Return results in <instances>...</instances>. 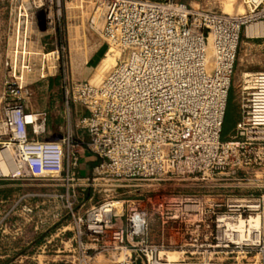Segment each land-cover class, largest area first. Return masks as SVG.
<instances>
[{
	"label": "built area",
	"instance_id": "built-area-1",
	"mask_svg": "<svg viewBox=\"0 0 264 264\" xmlns=\"http://www.w3.org/2000/svg\"><path fill=\"white\" fill-rule=\"evenodd\" d=\"M18 1L14 48L7 63L13 78L3 83L9 102L0 118V145L14 147L11 178L64 183L70 190L55 195L67 201L75 186L102 181L108 186L106 197L87 211L85 232L98 240L108 231L112 245L129 252L125 263L131 264L140 252L144 264H264V193L216 198L202 192L136 189L139 196L119 197L124 187L143 186L138 182L202 181L264 168V71L243 73L235 84L242 31L264 24V0H242L244 12L235 14L180 0H96L94 12L101 11L97 20L92 15L93 29L107 43V54L117 50L118 58L123 57L100 83L64 78L66 102L82 105L86 113L68 115L69 131L58 139L41 136L47 112H26L22 102L29 94L22 74L35 66L23 26L40 8L48 11L52 1ZM234 85L241 115L223 140ZM76 130L87 133L84 142ZM82 147L98 159L91 176L83 178L76 171ZM150 216L170 223L177 233L183 228L186 236L174 245L195 249L189 253H200L199 259L160 256L169 251L148 241ZM255 216L259 228L250 227ZM218 249L244 255L211 262L206 253Z\"/></svg>",
	"mask_w": 264,
	"mask_h": 264
},
{
	"label": "rangeland",
	"instance_id": "rangeland-1",
	"mask_svg": "<svg viewBox=\"0 0 264 264\" xmlns=\"http://www.w3.org/2000/svg\"><path fill=\"white\" fill-rule=\"evenodd\" d=\"M51 8L47 10L39 9L38 13L31 20V23H24L23 27H26L27 34H29V44L27 43V51L30 52L28 56H31V61L35 64L32 72H25L22 74L23 83L29 81L30 76L38 74L44 75L45 78L51 77L54 74L53 66H56V73L52 76L58 83L63 82L65 77H72L74 79L79 78L76 72L72 74L70 70L71 59L75 60L87 58L95 49L99 52L104 51L105 54L95 55L93 59L95 61V72L93 76L88 78L94 83H100L106 74L112 69L118 59H121V55L118 58L117 50L107 54L108 45L104 39L98 36L93 29L91 23L92 15L97 7L96 0H51ZM182 1V0H180ZM186 3H192L194 6H203L206 8H212L222 10L229 14L243 13L244 5L242 0H201L195 2L194 0H183ZM101 9H99L94 15L95 20L99 16ZM80 22L83 28L89 29L91 33H95L93 37L80 40L78 36L71 37L70 40L60 48H54L52 51L58 49L57 53L47 54L46 56H38L36 54V46L39 42L34 38L36 35H40L41 29L55 27L58 24H62L65 28L68 22ZM61 25V26H62ZM253 25V24H252ZM12 26V23H10ZM5 29V27H3ZM247 28H244L241 34V42L238 50V56L236 61V77L235 84L241 78L244 72H256L264 71V36L256 38H245ZM9 31V29H7ZM259 35V34H256ZM255 35V36H256ZM261 35V34H260ZM254 36V35H253ZM15 39V36H14ZM36 41V42H35ZM15 42V40H13ZM12 42V43H13ZM14 45V44H13ZM9 47V41L5 38L0 41V53L7 50ZM92 51H91V50ZM76 55V57H75ZM110 57L108 66L100 68L102 60ZM42 58L49 63L52 69L45 70L42 73H35V68L38 61ZM11 56L4 54L0 55V118L9 102V98L3 95V83L8 78L12 77L8 62H10ZM47 71V72H46ZM240 99L238 96V89L234 86L229 91V98L227 104V110L225 115V121L221 132V138L226 140L235 128L236 122L240 119ZM5 149L0 145V150ZM14 147L10 148L7 156L4 157L3 165L8 166V170L0 173V178H11V170H14V164L11 156L13 155ZM5 162V163H4ZM10 170V171H9ZM91 176V175H89ZM238 178V179H235ZM46 181V180H45ZM54 182V181H53ZM52 181L49 183L48 188L52 189L50 196L45 199L37 200L36 206L32 212L31 221H34L35 226V240L34 244L28 251L19 250L14 251L11 254L8 250H3V254L6 255V260L2 264H123L128 260L130 254L126 250L117 249L112 245L110 241L109 232L106 231L98 236V240L93 239L91 235L85 232V216L91 206L99 204L106 197L108 188L102 181H96L92 185H79L75 186V195L73 196L70 191L69 200L66 197H60L57 195L64 194L63 186L54 184ZM57 182V181H56ZM58 183V182H57ZM143 186L136 187H122L123 194L119 197L126 196H139L142 190L143 193L147 192H162V193H206L220 198V194H253L258 195L264 193V168L259 170H242L238 173H232L227 175H215L209 180H171L167 182H138ZM147 183H156L158 186H149ZM54 184V185H53ZM38 187H36L37 189ZM132 190L131 192H128ZM54 193V194H53ZM53 194V195H52ZM57 194V195H55ZM68 202L71 203V208L68 207ZM11 201L0 203V210L3 213L10 210ZM73 213V214H72ZM80 218L82 221H78ZM6 218L4 217V220ZM4 222V221H3ZM6 222V221H5ZM4 222V223H5ZM183 229V228H182ZM182 229L178 233L171 229V224H163L162 220L157 216L149 217V229H148V241L156 244H164V248L161 251H169V253L161 252L159 255L165 257L166 255H172L171 259H183L187 262H194L198 260L201 255L196 253L190 255L189 252L196 251L195 249H182L177 245H174L179 240H182V236H186ZM261 245L264 243V237L260 239ZM260 246L258 247V249ZM176 251V252H175ZM186 251V253H182ZM203 250H197L200 252ZM237 251V250H236ZM230 252L226 250H208L207 257L211 258V262H229L236 258H241L244 254L238 252ZM212 252V253H211ZM27 255L29 256L27 258ZM174 255V256H173ZM13 256V258H12ZM15 257H19L15 261ZM250 257V254L247 255ZM22 260V261H18ZM130 261V259H129ZM1 264V263H0ZM131 264H144L142 255L138 252L137 255H133V262Z\"/></svg>",
	"mask_w": 264,
	"mask_h": 264
},
{
	"label": "crops",
	"instance_id": "crops-1",
	"mask_svg": "<svg viewBox=\"0 0 264 264\" xmlns=\"http://www.w3.org/2000/svg\"><path fill=\"white\" fill-rule=\"evenodd\" d=\"M19 3L18 0H0V41H2L3 38L9 41L8 49L2 51L0 55L12 56V50L14 48L13 40H15L14 25ZM77 22L78 20H75L73 23L68 22L65 28L62 24H58L55 27L41 29L40 35L34 37L36 41L39 42L38 46L35 45L37 49L35 50L36 54L38 56H46L50 54L49 52L54 48H61L63 43L65 44L67 40H70L71 37L73 38L74 36H78L80 40H84V34L88 36L86 38L95 35V33H91L89 29L83 28L80 22ZM10 23H12V26H10ZM3 27H5V29H3ZM7 29H9V31H7ZM243 36L245 38H251L250 35L247 36L244 34ZM29 42L28 47L30 48ZM97 49L93 50L96 56L105 54V50L97 52ZM94 53L91 52L87 58L71 59L70 70L72 74L76 72L79 76L76 80H86L93 76L96 61L93 59ZM29 57L31 59V56ZM105 59L106 58L102 60L100 68ZM106 66H108V63L104 64V67ZM50 69H52V67L42 58L41 61L37 62L35 73H42L45 70L49 72ZM53 70L55 74L56 66H53ZM54 74H51L49 78H45L44 75L38 76V74L30 76L31 78H29V81L25 83L29 88V94L24 95L22 102L26 112H47L48 119L46 131L41 136L58 139L69 131L68 115L71 116V118H76L81 114H85L86 110L80 104H68L66 102L62 84L52 78ZM75 134L80 141L84 142L87 139V133L83 130H76ZM30 136L33 137L31 132ZM97 161L98 159L96 156L83 149V147L80 148V159L78 167L76 168L79 176L83 178L91 175L92 169ZM59 185L64 187L63 190L65 192L70 190L64 183ZM49 186V183L47 184V181L44 179L0 178V203L6 202L8 199L11 201L10 210L5 213H3V210H0L1 264L7 259L6 255L3 254V250H8L13 254L14 251L19 252V250L28 251L29 248L33 246L35 240V226L34 221H31L32 212L34 208L38 206L35 204L37 200L45 199L50 196L49 194L52 189L48 188ZM36 187L38 188L36 189ZM4 217L6 218L5 220ZM3 221L6 222L4 223ZM28 257L27 255V258ZM17 259H19V257H15V261H17Z\"/></svg>",
	"mask_w": 264,
	"mask_h": 264
},
{
	"label": "bare ground",
	"instance_id": "bare-ground-1",
	"mask_svg": "<svg viewBox=\"0 0 264 264\" xmlns=\"http://www.w3.org/2000/svg\"><path fill=\"white\" fill-rule=\"evenodd\" d=\"M246 28L247 29L245 31V35H247V36L248 35H254L255 36L256 34L260 35L261 33H264V24L261 25L260 23H255L253 25L252 24L248 25ZM109 60H110V57L106 58L105 61H103V65L101 66V68H104V64H107ZM244 74L248 75V74H250V72H244ZM9 151H10V147L5 148L3 150H0V173L8 170V166L6 167L5 165H3V161L1 160V158L3 160H5L4 157L7 156ZM23 152H25V150H23ZM12 157H13V155L11 156V158ZM259 224L260 223H259V217L258 216L253 217L252 220L250 221V227L251 228H259ZM171 257H172V255L169 254V258H171ZM124 264H128V263H124Z\"/></svg>",
	"mask_w": 264,
	"mask_h": 264
},
{
	"label": "trees",
	"instance_id": "trees-1",
	"mask_svg": "<svg viewBox=\"0 0 264 264\" xmlns=\"http://www.w3.org/2000/svg\"><path fill=\"white\" fill-rule=\"evenodd\" d=\"M183 1V0H182ZM224 121H225V119H224ZM224 125V124H223Z\"/></svg>",
	"mask_w": 264,
	"mask_h": 264
}]
</instances>
